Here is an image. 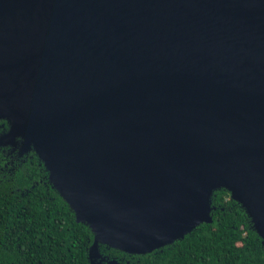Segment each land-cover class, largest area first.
<instances>
[{
	"label": "water",
	"instance_id": "obj_1",
	"mask_svg": "<svg viewBox=\"0 0 264 264\" xmlns=\"http://www.w3.org/2000/svg\"><path fill=\"white\" fill-rule=\"evenodd\" d=\"M0 118L92 264L212 223L221 188L264 244V0H0Z\"/></svg>",
	"mask_w": 264,
	"mask_h": 264
},
{
	"label": "trees",
	"instance_id": "obj_2",
	"mask_svg": "<svg viewBox=\"0 0 264 264\" xmlns=\"http://www.w3.org/2000/svg\"><path fill=\"white\" fill-rule=\"evenodd\" d=\"M12 124L0 118V139ZM0 144V264H92L95 233L79 223L50 181L34 147ZM212 223L145 254L99 243L100 264H264L263 240L242 205L224 188L211 196Z\"/></svg>",
	"mask_w": 264,
	"mask_h": 264
}]
</instances>
